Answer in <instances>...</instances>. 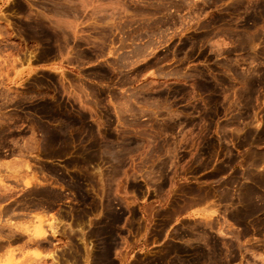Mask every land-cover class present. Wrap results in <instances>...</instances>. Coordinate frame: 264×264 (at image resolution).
Here are the masks:
<instances>
[{"label":"rangeland","instance_id":"obj_1","mask_svg":"<svg viewBox=\"0 0 264 264\" xmlns=\"http://www.w3.org/2000/svg\"><path fill=\"white\" fill-rule=\"evenodd\" d=\"M0 236V264H264V0H0Z\"/></svg>","mask_w":264,"mask_h":264},{"label":"bare ground","instance_id":"obj_2","mask_svg":"<svg viewBox=\"0 0 264 264\" xmlns=\"http://www.w3.org/2000/svg\"><path fill=\"white\" fill-rule=\"evenodd\" d=\"M20 172V171H19ZM44 172V171H43ZM16 173V172H15ZM23 175V174H22ZM30 175V174H29ZM36 175V174H35ZM28 176V175H27ZM34 176V175H33ZM21 178V177H20ZM24 178V177H23ZM19 179V178H18ZM30 180H32V179H30ZM29 180V181H30ZM33 180H36L35 179V177H33ZM38 180V179H37ZM19 182H20V180H18ZM29 181L27 180L26 182H25V185L26 186H29L30 185V183H29ZM39 182V181H38ZM38 182H36V183H38ZM18 183V182H17ZM39 184H41V183H39ZM21 185V184H20ZM5 189V188H4ZM6 192V191H5ZM4 194V193H3ZM46 194V193H45ZM190 196V195H189ZM230 196V195H229ZM202 197V196H201ZM205 197V196H204ZM199 198H200V196H199ZM206 198V197H205ZM200 199H203V198H200ZM205 200V199H204ZM204 200H202L203 202H205ZM191 201H193V200H191ZM196 201V200H195ZM194 202V201H193ZM193 202L191 203H189V206H191L190 204H192L193 205ZM197 202V201H196ZM199 202V201H198ZM206 202H208V201H206ZM188 203H187V205H188ZM194 204H195V202H194ZM203 204H205V203H203ZM200 205V204H199ZM182 206V205H181ZM186 208V207H185ZM12 210V209H11ZM43 211V210H42ZM3 212V211H2ZM5 212V211H4ZM47 213V212H46ZM42 216V215H41ZM55 220V219H54ZM218 221V220H217ZM54 222V221H53ZM56 222V221H55ZM60 222V221H59ZM215 222V221H214ZM211 223V222H210ZM219 223V222H218ZM57 224H58V222H57ZM217 224V223H216ZM228 227V226H227ZM11 228V227H10ZM55 228H56V225H55ZM192 228V227H191ZM214 228V227H213ZM35 229H37L34 233H33V237L34 238H43V239H41V240H44V235L43 234H46V232H47V230H44L43 228H42V226L40 225V226H38V228L36 227ZM9 231H10V229H9ZM221 231V230H220ZM6 233V232H5ZM9 234V233H8ZM4 235V234H3ZM7 237V236H6ZM0 238H2L1 236H0ZM9 238V237H8ZM33 238V239H34ZM189 238V237H188ZM48 239V238H47ZM31 240V239H30ZM3 241V240H2ZM32 242L33 241H35L34 243H38V241H37V239L35 240H31ZM39 242H41V241H39ZM8 243V242H7ZM35 244V245H36ZM2 248V247H1ZM5 248H6V246H5ZM4 248V251H3V249H2V251L5 253V250L7 249H5ZM9 248V247H8ZM18 249V248H17ZM44 249V248H43ZM1 251V250H0ZM6 254V253H5ZM3 255H1V257H2ZM56 258V257H55ZM1 259V258H0ZM55 260V264H58V260H56V259H54ZM57 261V262H56Z\"/></svg>","mask_w":264,"mask_h":264},{"label":"crops","instance_id":"obj_3","mask_svg":"<svg viewBox=\"0 0 264 264\" xmlns=\"http://www.w3.org/2000/svg\"><path fill=\"white\" fill-rule=\"evenodd\" d=\"M39 70H45V69H50V67L49 66H45V65H41V66H39V68H38ZM37 212H39L38 214H45V215H50V214H55L56 212L55 211H50V210H43L42 211V209H40L39 211H37ZM47 212V213H46ZM40 242H38L37 244H39ZM36 244V243H35ZM35 249H37V248H35Z\"/></svg>","mask_w":264,"mask_h":264}]
</instances>
